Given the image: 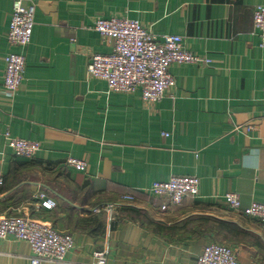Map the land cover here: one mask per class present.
Instances as JSON below:
<instances>
[{"label":"crops","instance_id":"obj_1","mask_svg":"<svg viewBox=\"0 0 264 264\" xmlns=\"http://www.w3.org/2000/svg\"><path fill=\"white\" fill-rule=\"evenodd\" d=\"M23 1L37 7L32 42L13 48L14 0H0V216L35 218L73 236L65 261L45 264H95L98 251L106 264H197L207 245L229 236L218 221L250 236L230 247L243 264H260L263 226L231 211L225 196L238 193L243 208L264 204V48L253 17L264 0ZM114 16L159 38L181 36L186 51L210 64L171 65L176 87L156 103L110 92L88 67L92 56L113 52L114 41L94 26ZM13 51L27 65L12 96L4 81ZM7 132L41 149L32 160L17 157ZM69 158L87 169L68 168ZM177 176L198 178L199 196L162 211L165 199L149 191ZM41 194L57 206L43 208ZM125 194L136 203L105 209ZM32 255L26 242L0 241V264H31Z\"/></svg>","mask_w":264,"mask_h":264},{"label":"built area","instance_id":"obj_2","mask_svg":"<svg viewBox=\"0 0 264 264\" xmlns=\"http://www.w3.org/2000/svg\"><path fill=\"white\" fill-rule=\"evenodd\" d=\"M36 4H24L23 0H14L11 23L7 38L13 48H26L32 42ZM254 32L260 38V47L264 48V6H258L254 12ZM95 30L105 39L115 43L109 55L92 56L88 67L89 74L104 80L110 92L133 94L141 92L143 99L149 103L161 101L166 94L176 87V81L170 73L173 64L208 65L210 60L193 54L183 48V38L177 35H164L159 38L149 28L137 20L114 16L110 19H98ZM4 87L12 96L23 86L26 73V56L13 51L5 57ZM1 124V118H0ZM7 145L12 152L24 159L32 160L41 144L19 138H13L9 132L5 134ZM67 167L78 172L87 169L85 161L69 158ZM200 182L196 177L177 176L167 182H154L149 193L165 199L161 206L167 211L170 206H182L187 197L199 196ZM42 207L54 209L57 203L39 196ZM136 196L125 194L120 204H109L105 209L113 211L120 205H134ZM226 204L231 211L238 212L249 220L258 221L264 228V204L253 203L243 208L238 193H228ZM97 213L101 210L96 209ZM13 238L29 244L33 255L31 264L47 262H64L74 246V238L70 234L60 233L53 225L31 217L0 216V241ZM95 264L107 263V252L94 254ZM197 264H243L234 249L221 243L207 245L197 260Z\"/></svg>","mask_w":264,"mask_h":264},{"label":"trees","instance_id":"obj_3","mask_svg":"<svg viewBox=\"0 0 264 264\" xmlns=\"http://www.w3.org/2000/svg\"><path fill=\"white\" fill-rule=\"evenodd\" d=\"M206 221H210L209 219H206ZM220 224V230L226 232L227 237H231L234 238V240H239L240 239H246L248 237H250L246 232H244L243 230H241L236 224H229V223H224V222H220L218 221ZM226 237V238H227Z\"/></svg>","mask_w":264,"mask_h":264},{"label":"rangeland","instance_id":"obj_4","mask_svg":"<svg viewBox=\"0 0 264 264\" xmlns=\"http://www.w3.org/2000/svg\"><path fill=\"white\" fill-rule=\"evenodd\" d=\"M236 240V239H235ZM234 239H231V238H228L227 240H226V238H223L222 240H220L221 242V244H224V245H227V246H230V244H231V242H234L235 241ZM246 241L247 239H240V241ZM237 241H239V240H237ZM255 264H257V263H255ZM260 264H264V258H263V260H262V262L260 263Z\"/></svg>","mask_w":264,"mask_h":264},{"label":"clouds","instance_id":"obj_5","mask_svg":"<svg viewBox=\"0 0 264 264\" xmlns=\"http://www.w3.org/2000/svg\"><path fill=\"white\" fill-rule=\"evenodd\" d=\"M258 166V165H257ZM252 167H256V166H252Z\"/></svg>","mask_w":264,"mask_h":264}]
</instances>
